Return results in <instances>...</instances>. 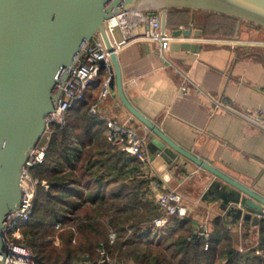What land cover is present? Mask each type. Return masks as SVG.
<instances>
[{
	"label": "crops",
	"instance_id": "crops-1",
	"mask_svg": "<svg viewBox=\"0 0 264 264\" xmlns=\"http://www.w3.org/2000/svg\"><path fill=\"white\" fill-rule=\"evenodd\" d=\"M171 11L166 18L168 30L192 26L203 36L172 43L165 57L145 42L123 48L118 64L124 94L177 146L264 199V130L244 118L245 114L255 118L260 110L258 120L264 122V32L243 23L238 27L236 22L231 36L223 31L206 35L209 14L204 12H189L187 27L180 23L170 28ZM153 14L161 18L160 13ZM182 43L200 46V51L179 50ZM183 87L186 94L181 92ZM100 111L145 136V129L121 105L114 90ZM143 169L153 182L181 194L185 217L194 230L210 234L212 222L222 219L228 223V231L237 236L241 249L258 242L259 220L254 214L248 221L226 215L232 188L224 182L180 156L170 164L157 156L152 161L148 157ZM159 194L152 193L154 202Z\"/></svg>",
	"mask_w": 264,
	"mask_h": 264
},
{
	"label": "trees",
	"instance_id": "trees-1",
	"mask_svg": "<svg viewBox=\"0 0 264 264\" xmlns=\"http://www.w3.org/2000/svg\"><path fill=\"white\" fill-rule=\"evenodd\" d=\"M206 14V35L234 34L236 19ZM168 19L170 28L187 27L189 11L172 10ZM95 92L68 112L64 127L51 125L49 139L42 138L45 158L30 175L49 189L38 185L33 215L20 226L16 243L39 264H95L100 246L119 264H264V220L258 222V242L248 249L240 248L222 219L212 222L208 240L194 237L186 217L154 226L161 214L151 197L153 179L133 156L107 141L106 124L88 112Z\"/></svg>",
	"mask_w": 264,
	"mask_h": 264
},
{
	"label": "water",
	"instance_id": "water-1",
	"mask_svg": "<svg viewBox=\"0 0 264 264\" xmlns=\"http://www.w3.org/2000/svg\"><path fill=\"white\" fill-rule=\"evenodd\" d=\"M171 10L228 16L237 20L238 27L243 23L264 31V0H0V264L8 256L4 231L9 216L20 206L24 166L46 132V118L56 111L69 72L97 36L110 54L109 87L145 129L149 160L157 156L170 164L177 156L185 158L232 188L226 215L248 221L251 214L255 218L264 214L263 198L177 146L124 94L107 21L124 13H160L161 28L166 30ZM146 30L143 26L134 35L143 36ZM171 34L184 39L203 36L192 26L173 29ZM178 49L194 53L200 46L182 43Z\"/></svg>",
	"mask_w": 264,
	"mask_h": 264
},
{
	"label": "built area",
	"instance_id": "built-area-1",
	"mask_svg": "<svg viewBox=\"0 0 264 264\" xmlns=\"http://www.w3.org/2000/svg\"><path fill=\"white\" fill-rule=\"evenodd\" d=\"M147 26L143 36H135L134 32L141 26ZM182 29V28H179ZM106 31L112 44L114 52L118 53L136 42L153 44L160 57H165L174 42H184L188 39L176 38L171 34V30H162L161 18L159 14H138L124 13L117 15L106 23ZM113 76V68L110 54L107 52L101 38L95 37L84 49L83 54L78 58L75 67L69 72L63 93L58 100L57 108L46 118V132L43 137L49 139L51 136V125L64 127L66 116L72 109L77 108L93 92L97 91L96 100L90 106L88 112L91 116L98 117L107 126L106 139L119 150L133 156L143 166L148 162V155L145 149V136L125 124L115 122L104 116L100 111L101 104L109 97L111 89L110 80ZM99 79L101 81L99 82ZM98 88V90H96ZM182 94H186V89H181ZM229 108V107H228ZM262 111H258L254 118L251 114H245V121L257 125L264 130V122L258 120ZM47 144L38 145L30 152L29 158L22 172L20 187L22 191L20 206L18 210L7 221L4 231L6 249L8 256L4 264H39L35 261L32 253L25 247L16 243L20 239V226L27 223L34 212V200L38 185L45 190L49 186L45 182L39 183L30 175V169L39 165L45 158ZM162 191V193H161ZM151 192H160L155 197V202L161 217L153 221L154 226L162 227L167 218L177 216L183 218L186 209L181 205V194L172 189H167L161 182H151ZM258 220H264V214L257 215ZM60 224H55V229H59ZM196 239L208 240L210 234L205 230H194ZM115 235L111 233L108 237L109 243H113ZM188 240H192L191 237ZM208 246H205L207 249ZM95 264H119L115 262L104 246L97 249Z\"/></svg>",
	"mask_w": 264,
	"mask_h": 264
},
{
	"label": "rangeland",
	"instance_id": "rangeland-1",
	"mask_svg": "<svg viewBox=\"0 0 264 264\" xmlns=\"http://www.w3.org/2000/svg\"><path fill=\"white\" fill-rule=\"evenodd\" d=\"M261 31H262V30H261ZM263 32H264V31H263ZM100 81H101V79H99V82H100ZM96 90H98V88H97ZM40 183H41V182H40ZM40 186H41V185H40ZM54 243H55V244H58L57 238L54 239ZM253 244H256V243H253ZM251 245H252V244H251Z\"/></svg>",
	"mask_w": 264,
	"mask_h": 264
},
{
	"label": "bare ground",
	"instance_id": "bare-ground-1",
	"mask_svg": "<svg viewBox=\"0 0 264 264\" xmlns=\"http://www.w3.org/2000/svg\"><path fill=\"white\" fill-rule=\"evenodd\" d=\"M12 215H13V214H12ZM12 215L9 216V219H10V217H11ZM9 219H8V220H9ZM8 220H7V221H8Z\"/></svg>",
	"mask_w": 264,
	"mask_h": 264
}]
</instances>
